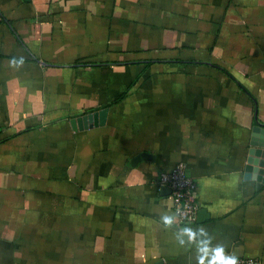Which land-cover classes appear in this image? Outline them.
Masks as SVG:
<instances>
[{"label":"crops","instance_id":"obj_1","mask_svg":"<svg viewBox=\"0 0 264 264\" xmlns=\"http://www.w3.org/2000/svg\"><path fill=\"white\" fill-rule=\"evenodd\" d=\"M257 125L264 0H0V264H264Z\"/></svg>","mask_w":264,"mask_h":264},{"label":"built area","instance_id":"obj_2","mask_svg":"<svg viewBox=\"0 0 264 264\" xmlns=\"http://www.w3.org/2000/svg\"><path fill=\"white\" fill-rule=\"evenodd\" d=\"M158 185L170 190L174 212L180 224L196 222L199 212L196 185L188 176L185 164L177 165L171 172L161 173ZM238 264H261V261L254 258H238Z\"/></svg>","mask_w":264,"mask_h":264},{"label":"water","instance_id":"obj_3","mask_svg":"<svg viewBox=\"0 0 264 264\" xmlns=\"http://www.w3.org/2000/svg\"><path fill=\"white\" fill-rule=\"evenodd\" d=\"M107 111L72 120V126L74 130L103 126ZM246 178L257 182L258 187L264 185V127L261 125H257L252 130L247 153Z\"/></svg>","mask_w":264,"mask_h":264},{"label":"clouds","instance_id":"obj_4","mask_svg":"<svg viewBox=\"0 0 264 264\" xmlns=\"http://www.w3.org/2000/svg\"><path fill=\"white\" fill-rule=\"evenodd\" d=\"M13 64H16L17 61L13 60ZM22 63V61H20ZM164 222L170 224L172 222L171 217H164ZM212 264H238V258L236 256H225L224 249L219 248L216 250L215 260L212 261Z\"/></svg>","mask_w":264,"mask_h":264}]
</instances>
